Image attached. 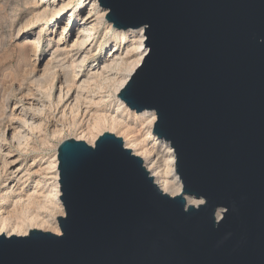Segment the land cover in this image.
<instances>
[{
  "label": "water",
  "instance_id": "95a60500",
  "mask_svg": "<svg viewBox=\"0 0 264 264\" xmlns=\"http://www.w3.org/2000/svg\"><path fill=\"white\" fill-rule=\"evenodd\" d=\"M98 2L114 29L144 30L118 95L155 112L181 191L111 132L63 140L60 232L0 234V264H264V0Z\"/></svg>",
  "mask_w": 264,
  "mask_h": 264
},
{
  "label": "bare ground",
  "instance_id": "6f19581e",
  "mask_svg": "<svg viewBox=\"0 0 264 264\" xmlns=\"http://www.w3.org/2000/svg\"><path fill=\"white\" fill-rule=\"evenodd\" d=\"M75 1L22 0L21 5L6 16L10 26H13L18 12L27 10L29 16L16 29L19 32L28 27L35 31L26 34L30 38L20 48L22 61H29L31 70L20 73L17 81L11 79L2 87L0 94V126L3 125L0 131V194L5 197L9 193L15 194L13 212L4 211L6 214L0 215V234L24 236L30 229L42 230L45 225L55 222V210L62 208L57 149L53 164H50L55 173L53 181L47 183L37 179L31 193L27 194L28 188L24 189L30 174L25 171L20 174L23 163L19 164V159L24 154L23 150L28 149L33 136L46 140L50 124V132L55 136L65 126L74 127L87 116L93 131L112 130L126 124L120 116L106 115L102 104L106 101L115 103V113L121 108L129 109L118 94L147 53L148 48L143 42L146 36L142 35L144 30L114 29L105 19L106 11L100 7L98 0H83L78 10H74ZM85 2L87 5L83 9ZM103 20L112 29L108 35L99 32ZM47 31H50L48 40H54V45L49 58L40 67L37 64L40 60L38 51L42 33ZM127 37L129 44L124 52H119L115 48L116 40L125 41ZM110 40L115 43L108 54L99 57V60H92L102 65L93 66L90 60L96 56L94 51ZM89 66L91 71L85 76V68ZM133 112L142 118L147 135H152L155 141L146 146L142 141L145 139L141 142L127 137L123 140L124 146L143 159L145 167L164 192L171 195L180 193L182 184L175 169V152L168 142L158 141L159 138L152 133L155 112ZM48 187L51 189L47 192ZM187 201L192 204L199 202L189 197ZM53 232L58 234L60 231L53 229Z\"/></svg>",
  "mask_w": 264,
  "mask_h": 264
},
{
  "label": "rangeland",
  "instance_id": "374dc122",
  "mask_svg": "<svg viewBox=\"0 0 264 264\" xmlns=\"http://www.w3.org/2000/svg\"><path fill=\"white\" fill-rule=\"evenodd\" d=\"M82 1L83 0H76L74 2V6H75L74 10H78ZM21 3H22V0H0V94L2 93V89L4 88L6 83L8 84V82L11 79L17 81L20 73H23V72L27 73V71H30L32 68V65L30 64L29 61L26 63L22 61L23 56L21 54L20 48L30 38L29 36H26V34L28 32L34 33L35 30L27 27V28H23L22 30L18 32L16 29L18 25L22 24L25 21L26 17L29 16L27 13V10L21 9L18 12V17H17L18 20L16 19V22L14 23L15 25L10 26V22L7 21V17L9 16V14L12 13L14 9H17V6L21 5ZM86 5H87V2L83 3V9L86 8ZM102 22L99 25V32L106 33L108 35L112 29L107 27V24L104 20ZM98 35L100 36V34ZM107 35L103 37L104 41H106ZM49 38H50V31L42 33L41 42H40V50L38 51L40 55L39 56L40 60L39 62L37 61V64L39 66L41 65L40 67H42L43 64L46 62V60L49 58V54L52 50L51 47H53L54 45L53 44L54 40L49 41L48 40ZM128 38L129 37H127L125 41L116 40V43L111 40L107 44L103 43L104 45L102 44L99 50L94 51L96 53V56H94V58L90 60V63H92L93 66H95L96 64L101 66L102 64L100 62L98 61L92 62V60H99V57H103L106 54H108V52L110 51V48L114 45V43L116 44L115 48H118L119 52H122V51L124 52L125 47L129 44ZM90 69H91L90 66L85 68V76H87L90 73L91 71ZM13 100L14 98H12L11 102ZM1 102L2 101L0 98V103ZM111 103H112L111 101H106L104 104H102L103 112H105L106 110L105 112L106 115L109 114L112 116L114 114V115H117L118 117L120 116L119 118L121 120L123 119L122 121L126 123V124L123 123L124 126L126 125L125 127L122 126L123 128L119 127V128L112 129V130L103 129L101 131H93V129H90L91 120L88 119L89 116H87L80 123H76L74 127L69 126L70 129L68 126H65L63 130L61 131L62 133L59 132L60 134L58 133L55 136H52L50 132L52 130V124H50L48 131H47L46 140L33 136V140L30 142L28 149L23 150L24 154L19 159V164L23 163L20 169V174L24 173V171L25 173L30 174L29 180L26 182L27 184H25L24 186V189L28 188L27 194L32 192V186L35 185V180L40 179L45 182L48 181L47 183L53 181V177L55 173L53 172V168L51 165L53 164V160L56 156V149L59 143L62 142L63 140L70 139V138H73L76 140L82 139L88 144H91L92 142L94 143L95 139L97 138L96 135L99 136L103 132H111L115 134L116 136L121 137L123 140L126 139L127 137H132V138H136L137 140L139 139L140 141L142 139H145L142 141L144 142L145 145L147 144L148 146L154 143L155 140L153 136L147 135V131L145 130V127L142 125L144 122L142 118H140L133 111H130L129 109L126 110L124 108L119 109V111L115 113L116 104L115 103L111 104ZM2 128H3V125L0 126V131ZM125 128H127V130H125ZM145 136L146 138H144ZM159 140L160 139H158V141ZM93 143L91 145H93ZM13 149L15 148L13 147ZM45 176L48 177V179H46ZM50 189L51 188L48 187L47 192ZM7 195L8 196L5 197L4 194L3 195L0 194V215L6 214L5 212L9 210H10L9 212L11 213L13 212L11 208L13 209L12 205H13V201L15 200V196H14L15 194L9 193ZM62 211L64 212L63 206L61 209L57 208L55 210V218H54L55 222L45 225L42 230L53 232V229H59L58 223H57V217L62 216L64 214ZM10 221H12V219H10Z\"/></svg>",
  "mask_w": 264,
  "mask_h": 264
}]
</instances>
